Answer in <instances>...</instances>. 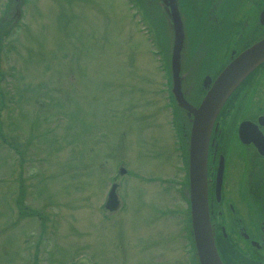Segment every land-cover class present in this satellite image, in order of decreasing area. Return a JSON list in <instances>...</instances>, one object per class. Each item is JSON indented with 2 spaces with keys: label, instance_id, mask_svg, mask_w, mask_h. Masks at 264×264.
Listing matches in <instances>:
<instances>
[{
  "label": "rangeland",
  "instance_id": "rangeland-1",
  "mask_svg": "<svg viewBox=\"0 0 264 264\" xmlns=\"http://www.w3.org/2000/svg\"><path fill=\"white\" fill-rule=\"evenodd\" d=\"M159 1L24 0L0 23V264L182 262Z\"/></svg>",
  "mask_w": 264,
  "mask_h": 264
},
{
  "label": "flooded vegetation",
  "instance_id": "flooded-vegetation-1",
  "mask_svg": "<svg viewBox=\"0 0 264 264\" xmlns=\"http://www.w3.org/2000/svg\"><path fill=\"white\" fill-rule=\"evenodd\" d=\"M146 1L150 6L153 0ZM175 3L184 30L181 92L197 108L219 72L264 37V0H175ZM13 10L17 8L11 6L6 10L5 20H13ZM169 52L167 99L173 119L179 121L175 129L176 151L181 160L177 167L181 177L175 182L187 235L185 256L176 264H200L191 218L190 144L194 116L173 94ZM206 138L205 157L196 185L205 199L217 254L222 264H264V62L229 96ZM122 167L114 172V180L126 172L120 171ZM169 179L174 181L173 177L164 180Z\"/></svg>",
  "mask_w": 264,
  "mask_h": 264
},
{
  "label": "water",
  "instance_id": "water-1",
  "mask_svg": "<svg viewBox=\"0 0 264 264\" xmlns=\"http://www.w3.org/2000/svg\"><path fill=\"white\" fill-rule=\"evenodd\" d=\"M16 1V0H15ZM14 1V2H15ZM13 4V0H11ZM171 16L174 42L171 54L172 91L177 102L193 113L191 128V218L194 242L200 264H222L208 226L205 199L196 185V176L205 157L206 136L218 112L241 82L264 61V37L234 57L217 75L209 86L197 108L191 106L183 97L180 81V54L183 46V27L175 0H165ZM113 185L105 207L116 210L120 203Z\"/></svg>",
  "mask_w": 264,
  "mask_h": 264
},
{
  "label": "bare ground",
  "instance_id": "bare-ground-1",
  "mask_svg": "<svg viewBox=\"0 0 264 264\" xmlns=\"http://www.w3.org/2000/svg\"><path fill=\"white\" fill-rule=\"evenodd\" d=\"M172 26H173V24H172ZM183 27V26H182ZM183 33H184V30H183ZM184 39V38H183ZM171 42L173 43L174 42V40H171ZM215 246V245H214Z\"/></svg>",
  "mask_w": 264,
  "mask_h": 264
},
{
  "label": "trees",
  "instance_id": "trees-1",
  "mask_svg": "<svg viewBox=\"0 0 264 264\" xmlns=\"http://www.w3.org/2000/svg\"><path fill=\"white\" fill-rule=\"evenodd\" d=\"M1 43V42H0Z\"/></svg>",
  "mask_w": 264,
  "mask_h": 264
}]
</instances>
